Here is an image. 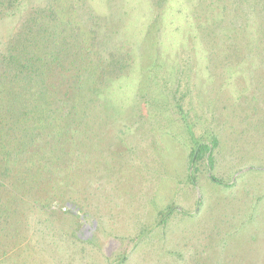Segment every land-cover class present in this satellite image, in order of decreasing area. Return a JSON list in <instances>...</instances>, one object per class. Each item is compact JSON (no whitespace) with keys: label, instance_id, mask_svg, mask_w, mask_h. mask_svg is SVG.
<instances>
[{"label":"rangeland","instance_id":"374dc122","mask_svg":"<svg viewBox=\"0 0 264 264\" xmlns=\"http://www.w3.org/2000/svg\"><path fill=\"white\" fill-rule=\"evenodd\" d=\"M0 264H264V0L0 5Z\"/></svg>","mask_w":264,"mask_h":264},{"label":"trees","instance_id":"16d2710c","mask_svg":"<svg viewBox=\"0 0 264 264\" xmlns=\"http://www.w3.org/2000/svg\"><path fill=\"white\" fill-rule=\"evenodd\" d=\"M15 1L16 0H0V5H2V4H4V3H6V5H12L13 3H15ZM9 46H11V50L12 49H15V46H14V44L12 45V43L11 44H9ZM25 47V46H24ZM13 57L12 55H10V54H8L7 55V58L8 57ZM210 146L208 145V144H205V143H199L198 144V147L193 151V159H196V158H198V157H200L203 153H209L210 152ZM211 179L214 181V182H217V183H219V181L215 178V177H213V176H211Z\"/></svg>","mask_w":264,"mask_h":264}]
</instances>
